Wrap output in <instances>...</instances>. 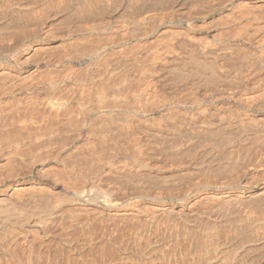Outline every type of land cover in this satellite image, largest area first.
<instances>
[{
	"label": "bare ground",
	"instance_id": "obj_1",
	"mask_svg": "<svg viewBox=\"0 0 264 264\" xmlns=\"http://www.w3.org/2000/svg\"><path fill=\"white\" fill-rule=\"evenodd\" d=\"M162 1H164V0H162ZM131 2H133V1L131 0ZM225 2H227V1H224V3ZM263 2H264V0H252V2L250 4H248V5H244L243 4V6H242V5H240L241 3L239 4V1L238 0L233 1V6L229 10H226L225 9L226 10L225 11L226 13H224V15H223L224 18H222L224 20H222V22L220 21V23L216 24L218 26V27L216 26V28H219V31H217V32H221L220 29H223V30L224 29H226V30L228 29L229 30L230 28H236L237 30L236 29L235 30L237 32L239 30V28H242L241 25H243V24L245 25L246 24L245 26H248V27L247 28L245 27V29H246L245 32L243 31V33L241 35H236V34H240V31H238L239 33H236L235 35L237 37H240L241 36L243 38V40H250V41H252V44L254 46H260V45L262 46L264 44V35L261 34V33L264 31V29L262 28L261 25H264V17L259 14V12H260V9L259 8L264 7L262 5V4H264ZM111 4H114V3H111ZM160 4H161V2H160ZM154 5H156V4H154ZM157 6H159V5H156V7ZM217 7L218 8L219 7L221 8L222 6H217ZM129 8H131V7H129ZM151 8L153 9L155 7H152L151 6ZM214 8H216V6ZM55 9H56V7H55ZM152 9H146V11H144V12L142 11V14L140 13V16L138 14V17L139 18L137 17L136 20H134L133 22L131 21L132 23H127V24H125L124 21L122 23L120 22L121 25H117V23L116 24L114 23L115 25H110L109 23L107 24V23L104 22L106 24V25L104 24V26H102L103 24H101V26L96 27L95 25L90 24V26H88V25L87 26H84V27H81L80 26L79 28H71V29L70 28L68 29V25H67V29L68 30L66 29L67 31H65L63 35H59V37H57L58 35L56 37L52 36L50 34L51 32L49 33L48 32L49 30H47V28H45V26H47V25L49 26L50 24L55 25V23L57 21V19H56L57 17L56 18H54V17L53 18L52 17L51 18H48L46 16L48 19H44L42 23L39 22V23H41L40 25L39 24L36 25V26L34 25L37 29H38V26H39V28L41 30H44V28L46 29L45 31H43V34H44L43 37H45V38H43L44 39L43 42H40L39 43V42L33 40V41L29 42L28 44H22L21 46H19L17 48L14 47L15 49L12 50V52H11V49H9V48H8V50H10V51H4V50H2L1 53H0V106L3 105L4 107L6 106V108H4V110H1L0 109V122L1 123L3 122V125L2 124L0 125V129L5 130V129L9 128L11 130L12 129H14L16 131L19 130V133H20V131L21 132L22 131H27L28 132L30 130V129L28 130V128H30V126H32L33 128H35L33 132H35V130L38 131V134L40 135V137L43 138V137H45L44 136V134H45L44 132H47L45 127H46L47 122H48V119L50 117H52V118H50V120L53 119L55 121H58L60 119H63L61 116H63V114H65V109H64V103H65L64 100L65 99L63 100L64 102L63 101H60V99L58 101V99H56L57 98V95H55L56 98H50V96L48 95V92H51L49 90H54L55 91V89H58L59 88V86H60L59 83L61 84V82H59L58 80L49 82L48 81L49 78H48V80L46 78V74L48 73L47 72L48 71L47 68H49V66L52 64L53 61L51 62V60L49 61L48 59L45 58L46 57L45 56L46 55V52L45 51L47 50V47H45L47 45L45 41L54 42L58 38L59 39H62L64 37L66 38V36H68V38H69V35H72V36L73 35H77V36H79V38L81 37L82 38V42L84 41L83 40V36L95 35V37L96 36L97 37L99 36L101 38V40L99 39L101 42L98 40V42H100V43H97L96 44V42H95L94 43L95 44L94 46L90 45L91 47H88L86 49H83V50L80 49V51H78L77 49L75 50V48H74L73 50H75L76 52L74 51V53H71V54H69L70 52L67 53L68 51H66V54H65L66 55L65 56L66 59L68 58L70 60H73V62H75V61L82 62V64L84 63L86 66H89V67H91L92 65H94V66L97 67L99 65V63L102 62V64L100 65V68H99L100 70L99 71L100 72H101V70L103 72L105 71L103 74L100 73L99 75H97V77H90V78H88L86 80H77V81H75V79H74L75 84H78V85H81V86H85L86 85V86L91 87V88L95 87V89L97 87V88H100L102 91H103V89L105 91H108V90L105 89V88H107V89H109V93H111L110 92L111 90H112V93H113V91H117V90L119 92L121 86H124L125 85L126 87H128L134 81H136L137 84H141V86L144 85L145 86L144 89H141L140 93L138 91L137 92H138V94H140V96L142 98H144L145 100H147V103H145L144 105L143 104H140L141 107L137 111V117H134V118L136 119V123L139 124L138 126L147 127L149 125V123H151L153 121H154V123L155 122H158L156 124H158V125L160 124L161 126L158 127L157 129L153 130L154 133L158 134L157 137L162 136L164 138H173L174 139V138H176L177 136H179L181 134L182 130L184 128H186V126H190V125H193V127L190 126L192 129H194L196 126H198V127H196L197 129L198 128H201V129H203V131H205L204 133L207 134L211 129H213V130L215 129L216 130V127H223V128L228 129L226 127L228 124H230V125L234 124L235 125V123H236V125H237V122H236L237 120L236 119L240 120L241 122H243V121L245 122L246 120H248L247 119L248 116L246 117L244 115L245 113H243V115L242 114L241 115L238 114L239 111L242 108L245 109V110L247 108H250V110H253L252 108H255L257 105H259L258 104L259 103L258 101L260 99L261 100L264 99V93H261L262 95H259L260 93L257 94V92L254 89L251 88V85L252 84L250 85V89H247V87H249L248 84H246L247 87H244L246 85H243L244 88L241 87L242 89H247L249 91V92L247 91V93H244V91L246 92V90H244L243 93H240L235 88V87H237V84L236 85L233 84L235 87L233 85H231V87H227L229 84L226 82L228 85L226 83H225V85L222 84V83H219V84L213 85L212 87H210L208 89H204L203 88L204 90H201V92L198 93V91H197L198 96H197V94L196 95L192 94L188 90H186V91H188L189 93L183 94L181 96H177V94L175 96V94H173V93H172L173 95H171L170 94L171 90H169L170 92H168V93H167L168 90L167 91L165 90L166 93L168 94V96H165V95L162 96L164 94V90L161 91L163 94L161 93L162 95H160V92L158 90V81H161V79H166V78H168L170 76L171 77L174 76L175 78H178V79L179 78H182V77H185V76H187L189 74L188 72H190L191 70H193V65L194 66H201V65H203V66H201V71L198 70V73L201 74V75H206L207 72H208V74L210 76H212V77L213 76H216V77H221L222 76L223 77V74L226 72V70L223 71L224 68L221 69L222 67L220 68V66L218 68L216 66V64H215L216 56L219 57V56H221V53H223L222 52V49L219 48L218 46H217L218 48L214 47L213 49H210V48L209 49H207V48L205 49L204 47L201 46L202 47L201 49L198 48L199 49V53H200L199 54V53L196 52L198 50H196L195 48L196 47H199L198 44L200 43L201 40L199 41V43H196L195 42L196 41L195 38H193V40H192V37H190L188 35L187 41L186 40L184 41L185 44L188 47H195L194 49L196 51H194V49H192L193 52H196V55H199V56L201 55V56H204V57L203 58H200L199 56H196V57H193V55L190 56V53L191 52L189 50H186L185 52H182L181 51V53H177L178 50L176 51V49H174V47H175L174 44L176 43V40L178 38H176V40H175L174 38L177 37V36H175V33L176 32L174 34H172L171 32H173L172 31L173 28L175 29L177 27H174V26H162V23L164 21H166V20L169 21V22H171V20L173 18L175 19V17L178 16V14H179V16H181L180 14L181 13L183 14V12L185 11V10L182 11V6L181 7L180 6H175V7H172L171 6V7H168V8H165V6H164V9H161V8L157 7V9H158L157 11H154V9L152 11ZM219 9H218V11H219ZM236 9H238L239 11L237 10L238 13L235 14L234 11ZM257 9H259L258 10V13L256 11ZM48 10L50 12V9H48ZM126 10H127V8H126ZM135 10H136V8H135ZM62 12H64V11H62ZM72 12L74 14V10ZM134 12H136V11H134ZM4 13L5 12H3V14ZM115 13H116V10H115ZM124 13H126V12H124ZM0 14H2V13H0ZM117 15H119V14H117ZM42 17H44V16H42ZM78 17H80V16H78ZM133 17H135V15ZM67 18H69V17H67ZM0 19H1V17H0ZM120 19H118V20L120 21ZM9 21H11V20H9ZM96 21L98 22V20H96ZM103 21H105V20H103ZM21 22H22V20H21ZM126 22H127V19H126ZM30 23H32V21ZM0 24L2 26V22H0ZM18 24H20V22ZM64 25H66V24H64ZM188 26H189L188 28L182 30V32H183L184 35L181 36V34H182L181 33L180 34L181 38L184 36V39H185V37L187 36L188 33H194L197 30V27H198V26L195 25V23L194 24H191V25H188ZM259 26H261V27L258 28ZM62 27H63V25H62ZM255 28H258V29H255ZM261 28H262L263 31L260 30V31H262L260 33L261 34L260 35V34L257 33V31L259 32V29H261ZM20 29H21V27H20ZM20 29L18 28L17 30L20 31ZM25 29H24V31H25ZM34 29H32V30H34ZM223 30H222V32H223ZM226 30L224 32H226ZM184 31L187 34L184 33ZM206 31H209V30H206ZM232 31L230 30V32H232ZM254 31H256V33ZM233 32L235 33V31H233ZM233 32L231 34H234ZM12 33H15V32H12ZM221 33H218V34L220 35ZM223 33L221 34L222 36H223ZM3 34H5V33H3ZM18 34H21V32L18 33ZM25 34H27V33L25 32ZM32 34H31V36H32ZM176 34L179 35L178 32ZM110 35L111 36L112 35L113 36L114 35H118L119 37L120 36H122V37L119 38L118 36H116V37L119 38L118 40H116V41L111 40L110 42H108L107 39L109 37H111ZM106 36H109V37L107 38ZM172 36H175V37L172 38ZM222 36H221V38H222ZM234 36H232L233 39L235 38ZM17 37H18V35H17ZM92 37H94V36H92ZM127 37L128 38L138 39V41L136 40L137 41L136 46L140 44V42H139L140 40L141 41H146L149 38H152V40H155V44H153L152 47H150L149 49L147 48V51H146V48H143L144 46H142V51L144 50L146 52H144V51L142 52L141 50L139 51L137 49V50H135V52H137V51H139V52H137V53H134L133 52L132 54L130 52V54H128L127 53V48L129 47V45L125 43V41H126L125 39H127ZM168 37H170V39H168ZM212 37H215V35L212 36ZM216 37H218V36H216ZM2 38H4V37H2ZM104 38H105V40H104L105 42H102V39H104ZM114 38H115V36H114ZM0 39H1V37H0ZM223 39H225L224 36H223ZM226 39H229V37L226 38ZM233 39H231V40H233ZM7 40H8V38H7ZM23 40H24V38H23ZM77 40H78V38H77ZM106 40H107V42H106ZM197 40H199V39H197ZM203 40L204 39H202V42H203ZM80 41H81V39H80ZM89 41H91V40H89ZM93 41H95V39ZM72 42H73V40H72ZM182 42L179 43V45L182 44ZM184 42H183V44H184ZM1 43H4V42H1ZM145 43L142 42V44H145ZM6 44H7V42H6ZM64 44L67 45L65 42H64ZM15 45H16V43H15ZM62 45H63V43H62ZM5 46H7V45H5ZM132 46H134V45H132ZM65 48H66V46H65ZM52 49H53V47H52ZM59 49H60V47H59ZM61 49H62V52H63L64 47L63 48L61 47ZM54 50H56V49L54 48ZM227 50H229V49H227ZM64 52H65V50H64ZM193 52H192V54H193ZM48 53H50V52H48ZM58 54L56 53V55H58ZM60 55H58L57 57H59ZM259 55H257V56L259 57ZM257 56H256V59H257ZM47 57L50 58L49 54H48ZM60 57H59L58 61L53 57L54 58V62L56 60V64L54 65L56 69L58 67L60 68V66H62L61 65L62 64V61H63L62 58L64 56H62V58H60ZM212 57L215 58L214 59L215 61H213V62H212V60H213ZM253 57H255V56L253 55ZM201 59H203V60H201ZM249 62L250 61H248V63ZM260 62H261V60H260ZM261 64H263V62ZM54 66H53V69H54ZM260 66H261V69H262L263 66L262 65H260ZM203 67H205L206 70H205V68L203 69ZM236 68L238 69V67H236ZM232 69H234V68H232ZM237 69H236V71H237ZM58 70H61V69H58ZM58 70H55V71H58ZM70 71H72V70H70ZM77 73H75V74H77ZM131 73H133L134 75H136L137 78H134V76L133 77L130 76ZM234 73H235L234 75H236V72L235 71H234ZM62 74L64 75V73H62ZM93 74H94V72H93ZM252 74H254V73H251V76H252ZM58 75H60V74H58ZM226 75L228 76V73H226ZM190 76H191V74H190ZM193 76H192V78H193ZM262 76L264 77V75H262ZM131 77L134 78V79H132ZM224 77H226V76H224ZM224 77H223V79H224ZM229 77H231V76L229 75L227 80H229L230 81V84H232L231 81H233V79L231 80V78H229ZM263 77H262V80H264ZM60 78H61V76H60ZM232 78H233V76H232ZM194 79H195V77H194ZM260 79L258 78V80H260ZM188 80L189 79H187V81ZM196 80H197V77H196ZM179 82H180V84L182 83V81H179ZM197 82H195V86L197 84L196 87H198V84H199V88L201 87V89H202L203 86H201L200 83H197ZM175 83H177V82L175 81ZM243 84H245V81L243 82ZM253 84H255V82ZM135 86L138 87L139 85H135ZM171 86H174V85L171 84ZM239 87H240V85H239ZM163 88L164 87H162V89ZM168 88L170 89L172 87H168ZM168 88H166V89H168ZM58 90H56V91L58 92ZM172 90H173V88H172ZM54 91H52V93ZM98 92H100V91H98ZM134 92H136V91H134ZM82 93H83V91H82ZM130 94H131V92H130ZM60 95H62V94H60ZM96 96H95L96 99H97L96 101H97V103H100L99 105H101L102 103L104 104L108 100V99L106 100L101 95H96ZM115 96H117V92H116V95ZM120 96L123 97L124 95L120 94ZM259 96L262 97V98H260ZM64 97H66V96H64ZM95 97H93V99ZM118 97H119V95L117 96V98L115 97V99H114L115 101L117 100L118 103H116L113 99H110L111 105L114 104L113 103V101H114L115 102L114 105H116V106L118 105V107L119 106L121 107V105H122V104H120L121 101L119 103V100L121 98L119 97L120 99H118ZM124 97H123V99H125ZM131 97H132V95H131ZM111 98H113V97H111ZM133 99L131 101L132 103L135 101L136 98L134 100ZM92 100L90 102L93 103ZM129 100H131L130 99V96H129ZM66 101L68 102V100H66ZM87 101H88V99H87ZM136 101H137V99H136ZM140 101L137 102V106L139 105V102ZM220 101H225L229 106L230 105H232V106L234 105V107H239L240 109L236 113V115L233 112L234 109H232V111L228 110V108H230V107H227L226 109H221V106L220 107L218 106L219 108L214 109V107L212 106V104L213 103H216V102H220ZM125 102L126 101L124 100L123 103H125ZM209 102H211V104H208ZM80 103H81V101H80ZM126 104L128 105V102ZM84 105H82V106H84ZM96 105H98V104H96ZM104 105L105 106H103V107L105 108L106 106L108 107L109 104H108V102H106V104H104ZM127 105H123V107L124 106L125 107H128ZM261 105H260V107H261ZM82 106L79 105V106H77V108L80 107V109L83 110L81 108ZM98 107H100V106H98ZM107 107H106V110H107ZM112 107H113V105H112ZM112 107H110V105H109L108 108L110 109ZM87 108H84V109H87ZM91 108L93 109L91 111H94V116H93L94 118H92V119H94L96 121L98 120L99 123L101 122L100 125H101L102 130H100L99 132L97 131V133H95L94 136H92V135L86 136L85 139L82 141V144L83 145H85L87 147V145H91L93 143H96V141H97V143H100L101 145L102 144L104 145V144H107V142L113 141V143L111 142L113 145L112 144H110V145H112L114 147V150L112 149L113 147H111L110 151L113 150L115 152V149L125 148L127 150V149L131 148V149H135L137 151V153H141V151H142L141 149H143V148L140 149V147H141V145L143 146V144H142L143 142L141 141L143 138L141 139L140 137L143 136L142 134H143L144 131H141V132L138 131L140 128L139 127L138 128L136 127L137 124L135 125V127L138 130L137 129L136 130L134 129V131H133V128H134L133 126L134 125L132 124L133 122L131 123V120H130L133 116H131L130 114H124L123 116L121 115L118 118H115L114 117L115 115L113 116L111 114V112H105L103 114H99L96 110H100V108L97 109V106L96 107H89V109H88L89 111L86 110V112H89V114H90V112H91L90 109ZM94 108H96V109H94ZM2 109H3V107H2ZM109 109H108V111H109ZM236 110H238V108ZM236 110H235V112H236ZM214 111L216 112V114H214L215 113ZM101 113H102V110H101ZM122 113H125V112H122ZM240 113H242V112H240ZM76 114H74V116ZM66 115H67V117H65L66 118L65 124L63 122H62V124L55 123L56 124L55 125L56 127L57 126H58V128L59 127H63V129H64V127L66 126L65 128H67V125L70 123V120H72V119H71V114L70 113H68ZM76 116H78V115H76ZM148 116H150V118H148ZM72 118H74V117H72ZM92 119L90 118L88 121H90ZM4 120H6L8 123L7 124H4ZM50 120H49V122H50ZM132 120H134V119H132ZM156 120L162 121V124L159 123V121H156ZM61 121H60V123H61ZM106 121L109 122V124L107 123L108 124L107 129H106V125H104L105 127L102 126L103 125L102 123L103 122H106ZM259 121L262 123L261 120H259ZM79 122H80L81 125H83L85 123V118L82 119ZM248 123H250V127L253 124V122H251V121L248 122ZM248 123L246 122L245 126H249ZM263 123H264V121H263ZM50 124H51V122H50ZM254 124H256V122ZM254 124H253L252 128H255ZM153 125L151 123L150 126H153ZM158 125H156V126H158ZM236 125L235 126L232 125L233 127L232 128L230 127V128L233 130V128L236 127ZM258 125H260V124H257L256 126L258 127ZM51 126H52V124H51ZM51 126L49 125V127H51ZM156 126H153V127L156 128ZM245 126L243 128H245ZM153 127H150V129L153 128ZM213 127H215V128H213ZM250 127L248 129L246 127V131H248L250 129ZM257 127H256V129H257ZM262 127H264V126L261 124V127H260L261 130H263ZM44 128H45V130H44ZM92 128L95 129L96 127L94 126ZM196 128L194 130H197ZM53 129H54V127H53ZM147 129H148V127H147ZM147 129H144V130H147ZM217 129H219V128H217ZM238 129H240V131H242L241 130V127L239 128L237 126V130ZM14 130H12V131H14ZM50 130H52V129H50ZM96 130L97 129H95V131ZM215 130H214V132L211 130L212 132L210 131V133H208V135L211 134V133L214 134V133H217L218 131H222V129L221 130L219 129L218 131L216 130L217 132ZM253 130H255V129H253ZM253 130L251 129V131H253ZM30 131H32V129ZM64 131H66V130H64ZM67 131H68V129H67ZM136 131H138L140 133H137ZM233 131H235V128H234ZM246 131H245V135L247 134ZM256 131L257 130H255V132ZM51 132L53 133V131H51ZM153 132L151 133V135H150V132L148 134L145 132V135L146 136L147 135H150L152 138L150 136H149V138L152 139V140H154L153 138L156 139L157 137H156L155 134H153ZM223 132L224 131H222V133ZM227 132L228 131H226V133ZM230 132H231V130H230ZM255 132L253 131L254 134H255ZM260 132L259 131L256 132L255 135L258 136L257 133L260 134ZM262 132H264V131H262ZM30 133H32V132H30ZM69 133L71 134L72 132H69ZM73 133H74V131H73ZM200 133H202V131ZM219 133H221V132H219ZM233 133H231V135ZM241 133H243V132H241ZM241 133H238V134H241ZM38 134L36 135V132L34 134L35 137L37 136L36 139L35 138L34 139L35 140H38V142H37V144H38L37 147L38 148L35 147L37 150L35 152H31L29 156L27 154H25L26 156L29 157L28 158V161H26V162L27 163H30V165L36 164V167L35 168L32 167V166L28 167L29 166V164H28L27 167H24L25 170L24 169H21V167L19 168L21 170H16L17 168L15 169V166H12V165H15V164H13V162H15L14 160L16 158L17 159L20 158V156L22 155V153L20 151H18V150L19 149L21 150V147L24 146V140L23 139H22V141H21L20 138H18L16 140H12V141L9 140L10 142L8 141L9 144L7 143L8 144L7 150L4 149L6 151V154L5 155L4 154H0V264H33V263L35 264L36 262L34 261L32 263L31 262L32 261L31 260L32 258L31 257H30L31 259L29 258V256H30L29 252H30V250L32 248V247L29 248L30 242L31 241H36V243L39 244L40 246L43 245V243H45V240H46V228L49 226L48 225L49 222H51L52 219L57 218V217L60 216L59 215L60 214V212H59L60 210L58 209L59 206L56 205L54 207L53 206L54 203L52 205V207H54V211L51 214H45V211L43 210V207H47V206H43L42 207L41 203L43 204V202H40L41 200L39 201V199H42L43 198L44 192L47 189L46 183L43 182L44 180L34 181V179L33 180L28 179V176L30 174H32V170L33 169H37L36 170V172H37L36 174H38L39 178L40 177L44 178L45 173H47L46 172L47 169L46 170L44 169L45 168V164L47 162L46 159H45V156H44V152L46 151L45 149H47L46 146H45V142L46 141L44 140L46 137L44 139H40V137H38ZM61 134L64 135L63 132ZM238 134L236 133V136ZM6 135L8 136V134H6ZM19 135H21V134H19ZM30 135L28 133V137H27V140H26L27 144H30L31 143V140H34V139L31 138ZM48 135H46V136H48ZM154 135H155V137H154ZM198 135H200V134H198ZM226 135H228V133ZM231 135L229 134V137ZM262 135L260 134L259 136H261L262 140H264L263 139L264 137H262ZM65 136H67V135H65ZM135 136H136V139H137L136 140V143H134L135 141L133 142V140H132V142L134 143V145H128L129 147L125 146V144H122V142L120 143V141H118V139H120V138L128 137L127 140L129 142H131V140H129V138L130 137L133 138ZM203 136H202V138H203ZM209 136H207V138L211 139L210 138L211 136L210 137ZM249 136H250V134H249ZM12 137H14L13 134H12ZM20 137L22 138L23 136H20ZM51 137H52V135H51ZM68 137H69V135L67 136V138ZM196 137H197V135H196ZM214 137H216V136H214ZM214 137H213V139H214ZM220 137H221V134H220ZM220 137L217 138V139H220ZM237 137H239V135ZM253 137H254V135H253ZM24 138H26V136H24ZM65 138L66 137H64V139ZM76 138H77V136H76ZM149 138L147 140L150 141ZM240 138H241V136L238 139L237 138L236 139L239 140ZM245 138H246V136L244 137V139ZM248 138H250V137H248ZM261 138H260V140H261ZM10 139H11V137H10ZM70 139H71V135H70ZM232 139L234 141L235 140V136L232 137ZM127 140H126V143L128 142ZM134 140H135V138H134ZM147 140H146V142H148ZM192 140H191V143H192ZM229 140H230V138H229ZM248 140H251V139H248ZM256 140H258V139L256 138ZM1 141H3V140L1 139ZM4 141L7 142V140H4ZM48 141H49V138H48ZM139 141L141 142V144L139 143ZM159 141H160V139H159ZM245 141H247V139H245ZM220 142H222V141L220 140ZM225 142L227 144V140ZM235 142H237V141L235 140ZM257 142L258 141H256V144L257 145H258V143L261 144V142H258V143ZM97 143L95 144V146L99 147L100 144H97ZM200 143H201V139H200ZM206 143H205V145H206ZM216 143H217V140H216ZM230 143H231V140H230ZM239 143L241 145V141H239L238 144ZM47 144H49V143H47ZM144 144L146 145V143H144ZM148 144H149V142H148ZM153 144H155V143L153 142ZM164 144L165 143H163V145H161V146L164 147ZM197 144H198V142H197ZM108 145H109V143H108ZM205 145H204V147H205ZM263 145H264V143H263ZM263 145L261 147L262 150H263V152L261 150V153H264V146ZM47 146H49V145H47ZM85 146H83V148ZM165 146L166 147H170V146H167L166 144H165ZM201 146L199 148H201ZM253 146L256 148V146L254 144L252 145V147ZM258 146H260V145H258ZM107 147L110 148V146H107L106 145V149H108V151H109V148H107ZM163 147H160V149L161 150H164ZM166 147H165V150L164 151H167L166 150ZM213 147H214V145H213ZM245 147L247 148L248 146L245 144ZM245 147H243V148H245ZM1 148L3 149V147H1ZM172 148H173V146H172ZM199 148H197V149H199ZM225 148H226V146H225ZM249 148H251V146H249ZM51 149H52V147H51ZM139 149H140V152H138ZM160 149H159V151H160ZM169 149H170V151L173 150L171 148H169ZM181 149H180V151H181ZM218 149H221V148H218ZM218 149H217V151H218ZM228 149H227V151H228ZM24 150H26V149H24ZM56 150H57V147H56ZM135 150H134V154H137V153H135ZM206 150H208V149L206 148ZM229 150H231V148ZM245 150H247V152H249L248 149H245ZM255 150H258V152L260 151V149H255ZM75 151H77V149ZM103 151H104L103 148L97 150L95 147H94V150L93 151H91V152L88 151V154H89V152H90V154H89V156L86 155V157H88L87 159H89V158H91V159H90V162H89L90 164L87 163L88 167L86 165H84L86 168L82 167V165H79L80 163L78 164L79 166L74 165L73 167L68 168V166L66 167V165L64 164V160H62V159H61V162H60L61 164L60 165L63 167V170L65 172H67L70 175L76 177L77 180H79V178H80L79 183L81 182L80 183L81 184V187H82V185L85 182H87V183L89 182L88 184H89V186H91L92 184H95V183L97 184V182L101 178L100 177L101 174L103 175V169L106 168V167H108V172H110L109 169L111 168V170L113 171V173H119V174H121V172H123V170H124V165L123 164H121V165H115L113 163L114 160L112 161V159L107 160V162H105L104 160H103V162H101L102 159H103V157L100 158L101 159V161H100L99 160L100 155H98V154H100L101 152H102L101 154L105 153ZM128 151H127V153H128ZM143 151H145V150L143 149ZM18 152H20L21 154L19 153L20 155H18ZM22 152H24V151L22 150ZM116 152H118V151H116ZM121 152H124V151H121ZM182 152H184V151H182ZM240 152H243V150L240 151ZM54 153L56 154V152H54ZM68 153H70V152H68ZM130 153L132 154V151ZM145 153H146V151H145ZM175 153L176 154L177 153L180 154L179 151L178 152L175 151ZM199 153H200V151H199ZM228 153H233V151L232 152H228ZM134 154H132V156ZM23 155H22V158H25V156L23 157ZM50 155H51V153H50ZM143 155H144V153H143ZM186 155H187V153H186ZM97 156H99V157H97ZM117 156L119 157V155H117ZM132 156L131 157L129 156V157L132 158ZM140 156H139V158H140ZM173 156H174V154H173ZM74 157H75V155H74ZM76 157H77V155H76ZM105 157H106V155H105ZM259 157H260V155H259ZM139 158L136 155V156L133 157L132 160L134 162H137L140 165H143L142 167H147L148 161L147 160L143 161V159L141 160ZM141 158H143V157H141ZM158 158H160V156ZM180 158L181 157H178L177 160L181 161ZM163 159H164V157H163ZM242 160H243V157H242ZM92 161L95 163L94 166H92V164H93ZM165 161H166V159H165ZM183 161H186V160L183 159ZM254 161H255V159H254ZM20 162L22 163V161H20ZM26 162L24 161V163H26ZM77 162H79V161H77ZM159 162H160V159H159ZM168 162H170V161H168ZM252 162L253 161L251 160V163ZM247 163H245V164H247ZM162 164H165V163H163V161H161V164L160 165H162ZM260 164H261V162H260ZM256 165H255V163L253 165H251L252 168L251 167L248 168L246 166L244 169H242V171L240 170L241 172H238V173L236 172L237 171L236 170L237 167H236L235 174L237 173L236 174L237 175V179H238L237 181H233L234 177H232V179L229 178V181H227V182H226V179H225L224 183L222 181L223 179H221L222 182L219 179H216V182H210L211 181L210 179H208V180H210V181H208V180H205L206 178L205 179L203 178L204 179L203 182H202V179L199 180V181H201V184H197L196 185V183L194 182L195 185L194 184L192 185V183H191V185H187V187L184 186L185 188L184 189L182 188V191H180L181 189H179V191H176L175 192V190H178L175 187H174L175 190L173 192L169 189L170 191H167V194L168 195H166V196H170L171 195V196H173V198L176 197V198H178V201L179 202L177 204H168V203H158V202H156V203L153 204V212H152V214L149 213V215L139 214V211L136 208L137 203H135V202H133L131 204L128 203V205H125V206H123L120 209L118 208L116 210H113L111 215H115V217L116 216L117 217L127 216L129 218L131 217V218H133L135 220V222L138 221V222L141 223V225H143L139 229H137V227H136L137 230H135L134 232H131V233L129 232L130 233V240L129 241L132 242L133 247L131 246V248H133V249L128 248V247L115 248V249H117V252L116 253L120 256V257H118V259L121 258L120 260L122 261L123 264H264V215L263 214L262 215H255L253 213L255 211V209L256 210H260L262 208L261 207V204L264 201V177H261L260 178V177L257 176V178L255 179L257 181L253 182L254 180H252L253 183L250 180H248V178L253 174L252 172H253V170H255ZM261 165H262V167H264L263 164H261ZM24 166H26V165L24 164ZM162 166H164V165H162ZM179 167H181V166H179ZM192 167L194 168V166H192ZM242 167L243 166H241V168ZM258 167H259V165L257 166V169H258ZM170 168H171V166H170ZM136 169H138V168H136ZM209 169L211 171V168H209ZM212 169H214V168H212ZM63 170L61 169V171H63ZM158 170H165V169L163 167H161V166L159 167V164H158ZM223 170L224 169H222L221 171H223ZM215 171L216 170H214L213 173H215ZM219 171H217V172H219ZM238 174H240V175L238 176ZM148 175H147V177H148ZM236 175H235V177H236ZM106 176H107V174H106ZM212 176H215V175H212ZM225 176H223V177H225ZM210 177H211V175H210ZM42 178H40V179H42ZM65 178H66V176H65ZM150 178H151V176H150ZM215 178H216V176H215ZM226 178H227V176H226ZM251 178L254 179L255 177H252L251 176L250 179ZM65 180L63 179V181H65ZM81 180L84 181L83 184H82V181ZM117 180H118V178H117ZM191 180L193 181V179H191ZM218 180H219L220 183L217 182ZM235 180H236V178H235ZM247 180L249 181L248 182V185L250 183H252V185L250 184L252 187H250V188H241V189L233 190L232 187H233V185L235 183L237 185L238 184H240V185L243 184L245 186V184H247L246 183ZM128 181L130 182V180H128ZM163 181H164V179H163ZM179 181H180V179H179ZM213 181H215V180H213ZM230 181H233V182L229 183ZM174 182H173V184H174ZM56 183H58V182H56ZM61 183H63V182H61ZM61 183H60V185H61ZM70 183H74V182H70ZM198 185H199V187H200V185H202L205 188L202 189V190L196 189V187ZM78 186L80 187V185H78ZM92 186H94V185H92ZM101 187H103V185ZM208 187H212L214 189L213 192H210V194L212 195V197H211V203H212L211 207L207 208L206 210H204L202 208V210H204V211L201 210L202 212L201 211L200 212H197L196 209H195V211L188 210V208H186V202L190 198H194V199L197 198L198 200H203V199L206 200V199H208L207 198L208 191L206 190V188H208ZM68 188H70V187H68ZM124 188H123V190H124ZM96 189L97 188H95L94 191ZM149 189L152 190L151 188H149ZM70 190L73 191V194L78 197V196H81L82 195V193L84 191V188L82 190V188H72L71 187ZM150 190H148V192H146V191L143 190L144 192H138V194L139 195L146 196V198H148V199L149 198H157L158 195H160V192L161 191H159L158 193L153 191V192H150V193H152V194H150L149 193ZM100 191L101 190H97V193H95V194L97 195L98 192L101 193ZM57 195H59V194H57ZM60 195H62V194H60ZM134 195L132 194V196H134ZM163 195H165V194H162V196ZM64 196L65 195H63V197ZM137 197H139V196H137ZM159 197H161V196H159ZM56 198H58V197L56 196ZM53 200H54V198H53ZM109 200H110V198H109ZM74 201H72V202H74ZM118 201H115V202H118ZM45 202L47 203L46 199H45ZM64 202H66V201H64ZM110 202L107 203V204H110ZM203 202H205V201H203ZM206 202H208V201L206 200ZM63 204H65V203H63ZM51 208H49V209H51ZM150 208H151V206H150ZM140 209H141V207H140ZM73 210H75V209L73 208ZM71 215H73V214H71ZM158 217H162L163 218L162 221H158ZM116 219H118V218H116ZM138 225H139V223H138ZM123 234H125V233H123ZM113 238H114V236H113ZM126 242H128V241H126ZM130 242H128V243H130ZM106 243H107V241H106ZM115 245H114V247H115ZM119 245H121V244H118L117 247H119ZM122 245H123V243H122ZM126 245L124 244V246H126ZM130 245H131V243H130ZM130 245H129V247H130ZM91 246H92V244H91ZM95 246L97 247L98 245H95ZM100 247H101V245H100ZM100 247L98 246V248H100ZM98 248H96V249L98 250ZM100 250H102V249H100ZM80 251H81V249H80ZM80 251H79V253L85 257V254L82 251L81 252ZM89 251H91V250H89ZM93 251H91L90 253H92ZM96 251H94L95 252L94 255L96 254ZM31 253H32V251H31ZM40 253H41V251H40ZM100 253H101V251H100ZM98 254H99V251H98ZM96 256H98V255H96ZM77 258H80V257H77ZM34 260H37V259H34ZM84 262H85V260H83V257L80 258L79 264H84ZM120 262L118 261L117 263H120ZM41 264H44V263H41ZM107 264H108V262H107Z\"/></svg>",
	"mask_w": 264,
	"mask_h": 264
},
{
	"label": "rangeland",
	"instance_id": "obj_2",
	"mask_svg": "<svg viewBox=\"0 0 264 264\" xmlns=\"http://www.w3.org/2000/svg\"><path fill=\"white\" fill-rule=\"evenodd\" d=\"M128 3H126V2ZM133 2H131V0L129 1V0H0V13H2V14H0V17H1V19H0V22H2V26H1V24H0V27L2 28H0L1 30H0V37H1V41H0V53H1V51L2 50H4V51H10V50H8V48L9 49H11V52H12V50H14L15 48H17V47H19V46H21L22 44H28L29 42H31V41H37V42H43L44 41V39L43 38H45V37H43L44 36V34H43V31H45L46 29L45 28H47V30H49L48 32L52 35V36H54V37H56L57 35V37H59V35H63L64 34V32L65 31H67L69 28L71 29V28H79L80 26L81 27H84V26H90V24H92V25H95L96 27H98V26H101V24H103L102 26H104V24L105 23H109L110 25H115L116 23H117V25H121L120 24V22L122 23L123 21H124V23L125 24H127V23H132L134 20H136L137 19V17H138V14H139V16H140V13L142 14V11L144 12V11H146V9H152L151 8V6L152 7H155V8H153L154 9V11H157L158 9H157V7H159V8H161V9H164V6H165V8H168V7H175V6H182V11H184L183 12V14L181 13L180 15L181 16H179V14H178V16H176L175 17V19L173 18L172 20H171V22H169V21H164L163 23H162V26H174V27H177V28H173L172 29V31L173 32H171L172 34H174L175 32L177 33H179V35L178 34H176L175 33V36H177V37H175V36H172V38L173 37H175L174 39L176 40V38H178L177 40H176V43L174 44V49H176V51L178 50V52L177 53H181V51L182 52H185L186 50H189L191 53H190V56H192L193 55V57H196V56H199V55H196V52L197 53H199V49L198 48H202V47H204L205 49L207 48V49H213L214 47H216V48H221L222 49V52L223 53H221V56H216V61L214 60L215 58L214 57H212V62L213 61H215V64H216V66L219 68V66H220V68L221 69H223V71L224 70H226V72L223 74V77L224 76H226V77H224V79H223V77L221 78V77H216V76H210L209 74H208V72H207V74L206 75H201V74H199L198 73V70H200L201 71V66H203V65H201V66H194L193 65V70H191L190 72H188L189 74L187 75V76H185V77H182V78H175L174 76H170V77H168V78H166V79H161V81H158V90H159V92H160V95H162L163 93L161 92V91H163L164 90V94L162 95V96H168V92H170L169 90H171V92H170V94L171 95H173V94H175V96H176V94H177V96H181V95H183V94H186V93H189V92H191L192 94H194V95H196L197 94V96H198V93L199 92H201V90H204V89H208V88H210V87H212L213 85H216V84H219V83H222V84H224L225 85V83L228 85L227 87H231V85H236L237 84V87H235L234 85V87L240 92V93H243V91L244 90H246V92L244 91V93H247V89H250V85H251V88L252 89H254L256 92H257V94H259V95H262L261 93H264V80H262V75H264L263 73H264V44L261 46H254L253 44H252V41H250V40H243V38L240 36V37H237L236 35H241L242 33H243V31L245 32V27L247 28L248 26H245L244 24V26L243 25H241L242 26V28H239V30L238 31H240V34H236V33H239L238 31L236 32V28H230L229 30L227 29H220V31L222 32V30H223V32L226 30V32H222L223 33V36H224V38L226 39V38H228L229 37V39H223V36L221 35L222 33L221 32H217V31H219V28H216V24H218V23H220V21L222 22V20H224V19H222V18H224L223 17V15H224V13H226L225 11L226 10H229L232 6H233V1H236V0H224V1H227V2H225L224 3V1L223 0H164V1H162V0H132ZM137 1V2H136ZM147 3H146V2ZM154 1V2H153ZM161 2V4H160V2ZM239 1V4L240 5H242L243 6V4L244 5H248V4H250L251 2H252V0H238ZM123 2V3H122ZM136 2V3H135ZM144 2V3H143ZM194 2V3H193ZM111 3H114V4H111ZM134 3V4H133ZM143 3V4H142ZM156 4V5H159V6H157L156 7V5H154V4ZM264 3V2H263ZM110 4V5H109ZM139 4V5H138ZM150 4V5H149ZM195 4V5H194ZM14 5V6H13ZM22 5V6H21ZM144 5V6H143ZM263 6H264V4H262ZM51 6V7H50ZM106 6V7H105ZM133 6V7H132ZM137 6V7H136ZM147 6V7H146ZM161 6V7H160ZM216 6V8H214ZM217 6H222L220 9L217 7ZM8 7V8H7ZM49 7V8H48ZM55 7H56V9H55ZM127 8V10H126V8ZM129 7H131V8H129ZM140 7V8H139ZM195 7V8H194ZM54 8V9H53ZM74 8V9H73ZM77 10H76V9ZM99 8V9H98ZM113 8V9H112ZM115 8V9H114ZM118 8V9H117ZM124 8V9H123ZM135 8H136V10H135ZM262 8V9H261ZM261 8H259L260 9V12H259V14L260 15H262L263 17H264V7H261ZM48 9H50V12H49V10ZM69 9V10H68ZM79 9V10H78ZM85 9V10H84ZM123 9V10H122ZM131 9V10H130ZM153 9H152V11H153ZM216 9V10H215ZM218 9H219V11H218ZM226 9V10H225ZM259 9H257L256 11H257V13H258V10ZM11 10V11H10ZM52 10V11H51ZM54 10V11H53ZM74 10V14H73V11ZM82 10V11H81ZM84 10V11H83ZM97 10V11H96ZM101 10V11H100ZM105 10V11H104ZM115 10H116V13H115ZM133 10V11H132ZM140 10V11H139ZM196 10V11H195ZM237 10L238 9H236L234 12H235V14L236 13H238L237 12ZM62 11H64V12H62ZM103 11V12H102ZM134 11H136V12H134ZM189 11V12H188ZM239 11V10H238ZM262 11V12H261ZM3 12H5L4 14H3ZM36 12V13H35ZM78 12V13H77ZM85 12V13H84ZM98 12V13H97ZM114 12V13H113ZM124 12H126V13H124ZM133 12V13H132ZM222 14H221V13ZM57 13V14H56ZM62 13V14H61ZM77 13V14H76ZM87 13V14H86ZM93 13V14H92ZM137 15H136V14ZM262 13V14H261ZM38 14V15H37ZM41 14V15H40ZM44 14V15H43ZM70 14V15H69ZM81 14V15H80ZM97 14V15H96ZM116 14V15H115ZM117 14H119V15H117ZM125 14V15H124ZM133 14V15H132ZM195 14V15H194ZM55 15V16H54ZM69 15V16H68ZM73 17H72V16ZM85 15V16H84ZM132 15V16H131ZM135 15V17H133ZM190 15V16H189ZM238 15V14H237ZM38 16V17H37ZM42 16H44V17H42ZM48 18H56L57 19V21H56V23H55V25H53V24H50L49 26L47 25V26H45V28H44V30H41L40 28H39V26H38V29L35 27L36 25H40L42 22H43V20L44 19H48ZM78 16H80V17H78ZM121 16V17H120ZM129 16V17H128ZM41 17V18H40ZM66 19H65V18ZM67 17H69V18H67ZM75 17V18H74ZM124 17V18H123ZM132 17V18H131ZM178 17V18H177ZM181 17V18H180ZM189 17V18H188ZM4 18V19H3ZM83 18V19H82ZM115 18V19H114ZM121 18V19H120ZM139 18V17H138ZM186 18V19H185ZM22 20V22H21V20ZM118 19H120V21L118 20ZM126 19H127V22H126ZM131 19V20H130ZM2 20V21H1ZM9 20H11V21H9ZM19 20V21H18ZM38 20V21H37ZM69 20V21H68ZM83 20V21H82ZM85 20V21H84ZM96 20H98V22L96 21ZM103 20H105V21H103ZM217 20V21H216ZM32 21V23H30ZM94 21V22H93ZM118 21V22H117ZM132 21V22H131ZM20 22V24H18ZM24 22V23H23ZM39 22H41V23H39ZM61 22V23H60ZM93 22V23H92ZM103 22V23H102ZM105 22V23H104ZM195 23V25L196 26H198L197 27V30L194 32V33H186L185 31H184V33H186L187 34V38L185 37V39H184V36L181 38V36L182 35H184L183 34V32H182V30L183 29H186V28H188L189 26L188 25H191V24H194ZM13 23V24H12ZM22 23V24H21ZM115 23V24H114ZM119 23V24H118ZM16 24V25H15ZM63 25V27H62V25ZM64 24H66V25H64ZM98 24V25H97ZM25 25V26H24ZM33 25V26H32ZM35 25V26H34ZM67 25H68V29H67ZM78 25V26H77ZM83 25V26H82ZM106 25V24H105ZM24 26V27H23ZM32 26V27H31ZM205 26V27H204ZM262 26V28L264 29V25H261ZM261 26H259L258 28H260ZM5 27V28H4ZM14 27V28H13ZM20 27H21V29H20ZM49 27V28H48ZM51 27V28H50ZM57 27V28H56ZM60 27V28H59ZM180 27V28H179ZM213 27V28H212ZM216 29H215V28ZM218 27V26H217ZM13 28V29H12ZM20 29V31L19 30H17V29ZM25 29V31H24V29ZM36 30H35V29ZM212 28V29H211ZM258 28H255V29H258ZM262 28L261 29H259V32L257 31V33L258 34H260L263 30H262ZM7 29V30H6ZM29 29V30H28ZM32 29H34V30H32ZM52 29V30H51ZM56 29V30H55ZM67 29V30H66ZM234 29V30H233ZM236 29V30H235ZM254 29V30H255ZM3 30V31H2ZM9 30V31H8ZM17 30V31H16ZM22 30V31H21ZM27 30V31H26ZM61 30V31H60ZM63 30V31H62ZM181 30V31H180ZM204 30V31H203ZM206 30H209V31H206ZM230 30L232 31H235V33L234 34H231L232 32H230ZM260 30H262V31H260ZM24 31V32H23ZM32 31V32H31ZM36 33H35V32ZM53 31V32H52ZM12 32H15V33H12ZM17 32V33H16ZM21 32V34L23 35H21V34H18V33H20ZM25 32L27 33V34H25ZM59 32V33H58ZM61 32V33H60ZM229 32V33H228ZM255 33H256V31H254ZM3 33H5V34H3ZM33 33V34H32ZM170 33V34H171ZM182 33V34H181ZM218 33H221L220 35L222 36V38H221V36L218 34ZM227 33V34H226ZM31 34H32V36H31ZM56 34V35H55ZM171 34V35H172ZM180 34H181V36H180ZM218 34V35H217ZM236 34V35H235ZM261 34H263L264 35V31L261 33ZM260 34V35H261ZM17 35H18V37H17ZM170 35V36H171ZM188 35L190 36V37H192V40H193V38H195V42L196 43H199V41H200V43L198 44L199 45V47H188L186 44H185V40L187 41V39H188ZM215 35V37H212V36H214ZM231 35V36H230ZM235 35V36H234ZM6 36V37H5ZM10 36V37H9ZM13 36V37H12ZM20 36V37H19ZM92 36H94V37H92ZM111 36V35H110ZM113 36V35H112ZM109 37V36H106L108 39V42H110L111 40H113V41H116V40H118L120 37H122V36H118V35H114L115 36V38H114V36L113 37ZM116 36H118V37H116ZM216 36H218V37H216ZM228 36V37H227ZM232 36H234L235 38L233 39V37ZM2 37H4V38H2ZM28 37V38H27ZM74 37V38H73ZM232 37V38H231ZM7 38H8V40H7ZM22 40H21V39ZM23 38H24V40H23ZM65 38V37H64ZM64 38H62V39H57L56 41H54V42H50V41H45L46 42V46L45 47H47V50L45 51L46 52V59H48L49 61L51 60V62H52V64L49 66V68H47V74H46V78H47V80H48V78H49V82H52V81H55V80H58L59 82H61V84L59 83V90L58 89H55V91L56 90H58V92L56 91H54V90H49V91H51V92H48V95L50 96V98H56L55 97V95H57V98L56 99H58V101H59V99H60V101H63L64 99V101H65V103H64V109H65V114H63V116H61L63 119H60V120H58V121H55V120H50V118H52V117H50L49 119H48V122H47V125H46V131L47 132H44L45 134H44V136L46 137H40V135L38 134V131H36L35 130V132H36V135L38 134V137H40V139H44L46 142H45V146H46V148L47 149H45L44 151V156H45V159H46V164H45V170H46V172L47 173H45V175H44V178H42V177H40V178H42V179H40L39 178V176H38V174H36L37 172H36V170L37 169H33L32 170V174H30L29 176H28V179H30V180H33L34 179V181H37V180H44L43 182H45L46 183V187H47V189H46V191L44 192V196H43V198L42 199H39V201L40 202H43V204L41 203V205H42V207L43 206H47V207H43V210L45 211V214H51L53 211H54V207L56 206V205H58L59 207H58V209L60 210L59 212H60V216L59 217H57V218H54V219H52L51 220V222H49V226L46 228V240H45V243H43V245H39V244H37L36 243V241H31L30 242V246H29V248H31V250H30V252H29V254H30V256H29V258L32 260L31 262L33 263L34 261L36 262L35 264H41V263H46V264H79V261H80V258H82L83 257V260H85V262H84V264H107V262H108V264L110 263V264H123L122 263V261L120 260V259H118V257H120L116 252H117V249H115V248H124V247H128V248H131V246L133 247V245H132V242H130L129 240H130V233L131 232H134L135 230H137V229H139V228H141L143 225H141V223L140 222H138L137 220V222H135V220L133 219V218H129V217H127V216H120V217H115V215H111L112 214V211L113 210H116V209H120V208H122L123 206H125V205H128V203L129 204H131V203H133V202H135V203H137V205H136V208L138 209V211H139V214H143V215H149V213L150 214H152V212H153V204L154 203H156V202H158V203H168V204H177L179 201H178V198H176V197H174L173 198V196H166V195H168L167 194V191H174L175 190V188L176 189H178V190H175V192L176 191H179V189H181L180 191H182V188L184 189L185 187H187V185H191V183H192V185L194 184L195 185V183H196V185L197 184H201V181H199V180H201L202 179V182H203V180L205 179V180H208V179H210V180H208V181H210V182H216V179H219L220 181H221V179H223L222 181H223V183H224V181H225V179H226V182L227 181H229V178L230 179H232V177H234V179H233V181H237L238 179H237V173L238 172H241L242 171V169H244L246 166L248 167V168H252V166L251 165H253L254 163H255V165H256V168H255V170H253V174L251 175L252 177H255L254 179H250V177L248 178V180H250L251 182H252V180H254L253 182H255V181H257V180H255L256 178H257V176L258 177H264L263 175H264V167H262V165L261 164H263V166H264V153H261V150H262V145H263V143H264V140H262V138H261V136H259L260 134L262 135V137H264V132H262V131H264V127H262L263 128V130H261V124L264 126V123H263V121H264V99L263 100H259L258 102V104L259 105H257L255 108H252L253 110H250V108H247L246 110L245 109H241L240 111H239V107H234V105L232 106V105H228L225 101H220V102H216V103H213L212 104V106L214 107V109H217V108H219L220 106H221V109H226L227 107H230V108H228V110H230V111H232V109H234L233 110V112H234V114L236 115V113L239 111V113L238 114H242L243 115V113H245L244 115L247 117V119L248 120H246L244 123L243 122H241L240 120H238V119H236L237 121V125H236V123H235V125H236V127H234L235 128V131H233L234 130V128H233V130L231 129L233 126H235L234 124H232V125H230V124H228L226 127L228 128V129H226V128H223V127H216V130L218 131L219 129L221 130L222 129V131H224L223 133H222V131H216L215 129V131L218 133H211V134H209L208 135V133H210V131L212 130L213 132H214V130L213 129H211L207 134L206 133H204L205 131H203V129H201V128H196V127H198V126H196L195 128L197 129V130H194V129H192L190 126H192L193 127V125H190V126H186V128H184L183 130H182V132H181V134L179 135V136H177L176 138H164V137H162V136H159V137H157L158 136V134H156V133H154L153 132V130H155V129H157L158 127H160L161 125L159 124H156V123H158V122H155L154 123V121L153 122H151L152 123V125L153 126H156V125H158V126H156V128L155 127H153V126H150L151 125V123H149V125L147 126L148 127V129H147V127H144V126H138L139 124H137L136 123V119L134 118V117H137V111H138V109L141 107V105L140 104H145V103H147V100H145L144 98H142L141 96H140V94H138V92L140 93V91H141V89H144V85L143 86H141V84H137L136 83V81H134V82H132V84L130 85V86H128V87H126L125 85L124 86H121L120 87V90H119V92H118V90L117 91H113V93L116 95V92H117V96L119 95V97L121 98H119L118 97V99H120L119 100V103H120V101H121V103L120 104H122L121 105V107L119 106L118 107V105L116 106V105H114L115 104V102L116 103H118L117 102V100L115 101L114 99H115V97L117 98V96H115L113 93H112V90L110 91L111 93H109V89H107V88H105L106 90H108V91H105L103 88V91L100 89V88H97L96 87V89H95V87H93V88H91V87H88V86H81V85H78V84H75V81H77V80H86V79H88V78H90V77H97V75H99L100 73L101 74H103L104 72L101 70V72L99 71L100 69V65L102 64V62L101 63H99V65L96 67V66H94V65H92L91 67H89V66H86L84 63L82 64V62H77V61H75V62H73V60H70V59H66V51H68L67 53H69V54H71V53H74V51L77 49L78 51H80V49L81 50H83V49H86V48H88V47H91L90 45H92V46H94L95 44V42H96V44L97 43H100L101 41V38L98 36H96L95 37V35H91V36H83V42H82V38L80 37L79 38V36H77V35H69V38H68V36H66V38L64 39ZM72 38V39H71ZM77 38H78V40H77ZM114 38V39H113ZM201 38V39H200ZM211 38V39H210ZM215 38V39H214ZM15 39V40H14ZM80 39H81V41H80ZM95 39V41H93ZM100 39V40H99ZM110 39V40H109ZM168 39H170V37H168ZM191 39V38H190ZM197 39H199V40H197ZM202 39H204L203 40V42H202ZM217 39V40H216ZM231 39H233V40H231ZM4 40V41H3ZM10 40V41H9ZM72 40H73V42H72ZM76 40V41H75ZM89 40H91V41H89ZM98 40L100 41V42H98ZM105 40V38L104 39H102V42H105L104 41ZM107 40H106V42H107ZM126 41H125V43L126 44H128L129 45V47L127 48V53L128 54H130V52H131V54L134 52V53H137V52H139L140 50L142 51V46H144L143 48H146V51H147V48L149 49L150 47H152V45L153 44H155V40H152V38H149L148 40H146V41H139L140 42V44L139 45H137L136 46V43H137V41H138V39H134V38H128L127 37V39H125ZM137 40V41H136ZM14 41V42H13ZM78 41V42H77ZM179 41V42H178ZM184 42V44H183V42ZM1 42H4V43H1ZM6 42H7V44H6ZM18 42V43H17ZM49 42V43H48ZM64 42L67 44V45H65L64 44ZM70 42V43H69ZM80 42V43H79ZM142 42H146L145 44H142ZM148 42V43H147ZM182 42V44H180L179 45V43H181ZM209 44H208V43ZM226 42V43H225ZM13 43V44H12ZM15 43H16V45H15ZM61 43V44H60ZM62 43H63V45H62ZM73 43V44H72ZM79 43V44H78ZM85 43V44H84ZM223 43V44H222ZM81 44V45H80ZM84 44V45H83ZM142 44V45H141ZM206 44V45H205ZM5 45H7V46H5ZM62 45V46H61ZM66 46V48H65V46ZM77 45V46H76ZM132 45H134V46H132ZM141 45V46H140ZM149 45V46H148ZM186 47H185V46ZM213 45V46H212ZM82 46V47H81ZM147 46V47H146ZM202 46V47H201ZM218 46V47H217ZM228 46V47H227ZM236 46V47H235ZM4 47V48H3ZM7 47V48H6ZM13 47V48H12ZM15 47V48H14ZM49 47V48H48ZM52 47H53V49H52ZM59 47H60V49H59ZM61 47L63 48L64 47V49H63V52H62V49H61ZM78 47V48H77ZM259 47V48H258ZM54 48L56 49V50H54ZM75 48V50H73ZM140 48V49H139ZM178 48V49H177ZM182 48V49H181ZM191 48V49H190ZM196 50H198V51H196ZM240 48V49H239ZM257 48V49H256ZM52 49V50H51ZM139 50V51H137V52H135V50ZM192 49H194V51H196V52H193V50ZM227 49H229V50H227ZM239 49V50H238ZM64 50H65V52H64ZM70 50V51H69ZM73 50V51H72ZM131 50V51H130ZM180 50V51H179ZM232 50V51H231ZM244 50V51H243ZM248 50V51H247ZM262 50V51H261ZM144 51V50H143ZM142 51V52H143ZM146 51H144V52H146ZM228 51V52H227ZM237 51V52H236ZM48 52H50V53H48ZM76 52V51H75ZM192 52H193V54H192ZM248 52V53H247ZM56 53L58 54V55H60L61 53V55L62 56H64L63 58H62V56L60 57V58H62L63 59V61H62V66H60V68L58 67L57 69L55 68V64H56V60L58 61V59H59V57H57L58 55H56ZM48 54H49V56H50V58L49 57H47L48 56ZM53 54V55H52ZM200 54V53H199ZM234 54V55H233ZM260 54V55H259ZM68 55V54H67ZM253 55L255 56V57H253ZM257 55H259V57L257 56ZM56 59L55 60V62H54V58ZM248 56V57H247ZM256 56H257V59H256ZM200 58H203L204 56H199ZM219 60H218V59ZM221 58V59H220ZM66 59V60H65ZM244 59V60H243ZM69 60V61H68ZM201 60H203V59H201ZM260 60H261V62H260ZM222 61V62H221ZM247 61V62H246ZM248 61H250L249 63H248ZM253 61V62H252ZM257 63H256V62ZM227 62V63H226ZM263 62V64H261ZM54 63V64H53ZM78 63V64H77ZM221 63V64H220ZM251 63V64H250ZM256 63V64H255ZM220 64V65H219ZM225 64V65H224ZM249 64V65H248ZM262 65L263 66V68L261 69V66L260 65ZM68 65V66H67ZM230 65V66H229ZM53 66H54V69H53ZM66 66V67H65ZM94 66V67H93ZM229 68H228V67ZM234 66V67H233ZM63 67V68H62ZM93 67V68H92ZM234 68V69H232V68ZM236 67H238V69L236 68ZM205 67H203V69H204ZM58 69H61V70H58ZM63 69V70H62ZM66 71H65V70ZM76 69V70H75ZM96 69V70H95ZM228 69V70H227ZM232 71H230V70ZM236 69H237V71H236ZM52 70V71H51ZM55 70H58V71H55ZM70 70H72V71H70ZM78 70V71H77ZM81 70V71H80ZM205 70H206V68H205ZM236 72V75H234L235 73H234V71ZM258 70V71H257ZM260 70V71H259ZM54 71V72H53ZM71 73H70V72ZM79 74H78V73ZM93 72H94V74H93ZM116 72V71H115ZM114 72V73H115ZM230 72V73H229ZM51 73V74H50ZM62 73H64V75L62 74ZM75 73H77V74H75ZM96 73V74H95ZM226 73H228V76L230 75L231 77H229V78H231V80L233 79V81H231V83L232 84H230V81L229 80H227L228 79V76L226 75ZM233 75H232V74ZM251 73H254V74H252V76H251ZM50 74V75H49ZM58 74H60V75H58ZM66 74V75H65ZM190 74H191V76H190ZM196 74V75H195ZM69 75V76H68ZM93 75V76H92ZM194 75V76H193ZM240 75V76H239ZM242 75V76H241ZM56 76V77H55ZM58 76V77H57ZM60 76H61V78H60ZM64 76V77H63ZM66 76V77H65ZM130 76H134V78H137V76L136 75H134L133 73H131L130 74ZM136 76V77H135ZM192 76H193V78H192ZM232 76H233V78H232ZM80 77V78H79ZM131 77V78H132ZM194 77H195V79H194ZM196 77H197V80H196ZM64 78V79H63ZM134 78H132V79H134ZM199 78V79H198ZM236 78V79H235ZM258 78L260 79V80H258ZM72 79V80H71ZM74 79H75V81H74ZM187 79H189L188 81H187ZM227 81H226V80ZM263 79H264V77H263ZM117 80V79H116ZM170 80V81H169ZM195 80V81H194ZM200 80V81H199ZM256 80V81H255ZM258 80V81H257ZM64 81V82H63ZM74 81V82H73ZM175 81L177 82V83H175ZM179 81H182V85L180 84V82ZM198 81V82H197ZM229 81V82H228ZM236 81V82H235ZM241 83H239V82ZM245 81V84H243V82ZM67 82V83H66ZM160 82V83H159ZM192 82V83H191ZM195 82H197V83H200V85L201 86H203L202 87V89H201V87L199 88V84H198V87H196L197 86V84H196V86H195ZM238 82V83H237ZM255 82V84H253ZM175 83V84H174ZM71 84V85H70ZM139 85L138 87L137 86H135V85ZM171 84H173L174 86H171ZM184 84V85H183ZM246 84H248V86L249 87H247V85ZM65 85V86H64ZM76 85V86H75ZM192 85V86H191ZM239 85H240V87H239ZM243 85H246V86H244V87H247V89H242V88H244L243 87ZM72 86V87H71ZM166 86V87H165ZM191 86V87H190ZM162 87H164L163 89H162ZM168 87H172L173 88V90H172V88H168ZM178 87V88H177ZM242 87V88H241ZM256 87V88H255ZM67 88V89H66ZM131 88V89H130ZM166 88H168V89H166ZM186 88V89H185ZM193 88V89H192ZM204 88V89H203ZM258 88V89H257ZM72 89V90H71ZM93 89V90H92ZM162 89V90H161ZM176 89V90H175ZM185 89V90H184ZM190 89V90H189ZM196 89V90H195ZM200 91H199V90ZM242 89V90H241ZM259 91H257V90ZM62 90V91H61ZM124 90V91H123ZM127 90V91H126ZM167 91V93H166V91ZM186 90H188V91H186ZM52 91H54L53 93H52ZM82 91H83V93H82ZM95 91V92H94ZM98 91H100V92H98ZM123 91V92H122ZM126 91V92H125ZM134 91H136V92H134ZM138 91V92H137ZM194 91V92H193ZM197 91H198V93H197ZM63 92V93H62ZM102 92V93H101ZM130 92H131V94H130ZM249 92V91H248ZM57 93V94H56ZM98 93V94H97ZM129 93V94H128ZM134 95H133V94ZM162 93V94H161ZM167 95H166V94ZM173 93V94H172ZM60 94H62V95H60ZM110 94V95H109ZM120 94H122V95H124L123 97L125 98V99H123V97H121L120 96ZM138 94V95H137ZM59 95V96H58ZM96 95H101V96H103L107 101L106 102H108V104L110 105V107H112V105H113V107L115 108H108L109 107V105H108V107H107V110H106V107L104 108L103 106H105L104 104H106V102L102 105H99L100 103H97V99H96ZM112 95V96H111ZM131 95H132V97H131ZM137 95V96H136ZM53 96V97H52ZM64 96H66V97H64ZM96 96V97H95ZM115 96V97H114ZM129 96H130V99L131 100H129ZM140 96V97H139ZM60 97V98H59ZM93 97H95L94 99H93ZM110 97V98H109ZM111 97H113V98H111ZM137 99V101H136V99ZM139 97V98H138ZM260 97V96H259ZM62 98V99H61ZM85 98V99H84ZM88 99V101H87V99ZM135 99V101L132 103L131 101H132V99ZM260 98H262V97H260ZM93 99V100H92ZM110 99H113L114 101H113V103L114 104H112L111 105V103H110ZM133 99V100H134ZM139 99V100H138ZM66 100H68V102L66 101ZM79 100V101H78ZM85 100V101H84ZM93 101V103L92 102H90V101ZM124 100L126 101L125 103H123L124 102ZM141 100V101H140ZM63 101V102H64ZM80 101H81V103H80ZM95 101V102H94ZM138 101H140L139 102V105L137 106V102ZM263 101V102H262ZM128 102V105L126 104ZM85 104V105H84ZM96 104H98V105H96ZM135 106H133V105ZM208 104H211V102H209ZM262 104V105H261ZM79 105H84V106H82L81 108L83 109V110H81L80 109V107H78L77 108V106H79ZM123 105H127L128 107H123ZM260 105H261V107H260ZM75 106V107H74ZM97 106V109L98 108H100V110H96L99 114H103V113H105V112H111V114L115 117V118H118L119 116H123L124 114H130L131 116H133L130 120H131V123L134 125L133 127V131H134V129L136 130L138 127L141 129H137L138 131H144L143 132V136L142 137H140L141 139V141L143 142L142 144H143V146L141 145V147H140V149L141 148H143L145 151H146V153H145V151H143V149H141L142 151H141V153H137V151L135 150V149H131V148H129V149H125V148H121V149H115V152L113 151L114 150V147L112 146L113 144V141H111V142H107V144H100V143H97V141H96V143L97 144H100V148L99 147H97V146H95V144L96 143H93V144H91V145H87V147L85 146V145H83L82 144V141L85 139V137L86 136H89V135H92V136H94V134L95 133H97V131L99 132L100 130H102V128H101V122L99 123V121L97 122L96 120H94V119H92V118H94L93 116H94V111H91V110H93L92 108L90 109V114H89V112H86V110L87 111H89L88 109H89V107H96ZM98 106H100V107H98ZM217 106V107H216ZM219 106V107H218ZM2 107H3V109H2ZM88 107V108H87ZM234 107V108H233ZM4 108H6V106L4 107L3 105H1L0 106V109L1 110H4ZM75 108V109H74ZM84 108H87V109H84ZM103 108V109H102ZM124 108V109H123ZM238 108V110H236ZM81 111H80V110ZM94 109H96V108H94ZM108 109H109V111H108ZM112 109V110H111ZM101 110H102V113H101ZM111 110V111H110ZM235 110H236V112H235ZM76 111V112H75ZM122 112H125V113H122ZM127 112V113H126ZM215 112V111H214ZM232 112V113H233ZM240 112H242V113H240ZM68 113H70L71 114V119L72 120H70V123L67 125V128H65L64 127V129H63V127H59L58 128V126L56 127L55 125V123H59V124H62V122L65 124V120H66V118L65 117H67V115L66 114H68ZM77 113V114H76ZM93 113V114H92ZM248 115H247V114ZM74 114H76V115H78V116H74ZM120 114V115H119ZM214 114H216V112L214 113ZM65 115V116H64ZM81 115V116H80ZM234 115V116H235ZM72 117H74V118H72ZM89 117V118H88ZM262 117V118H261ZM84 119L85 118V123L83 124V125H81L80 124V122L79 121H81L82 119ZM92 119V120H90V121H88L89 119ZM148 118H150V116H148ZM132 119H134V120H132ZM250 119V120H249ZM49 120H50V122H51V124H52V126L54 127V129H53V127L51 126V124H50V122H49ZM62 120V121H61ZM94 120V121H93ZM254 120V121H253ZM256 120V121H255ZM258 120V121H257ZM259 120H261L262 121V123L259 121ZM55 121V122H54ZM60 121H61V123H60ZM72 121V122H71ZM156 121H159V123H161L162 124V121H160V120H156ZM240 121V122H239ZM253 122V124L256 122V124H254V126H255V128H252V126H253V124H252V126L250 127V123H248V122ZM54 122V123H53ZM91 122V123H90ZM93 122V123H92ZM246 122L249 124V126H245V124H246ZM258 122V123H257ZM260 122V123H259ZM8 122L6 121V120H4V124H7ZM105 123V124H104ZM109 124V122L108 121H106V122H103L102 124V126L103 127H105L104 125H106V129H107V126H108V124ZM3 125V122L1 123L0 122V125ZM91 124V125H90ZM93 124V125H92ZM99 124V125H98ZM137 124V125H136ZM257 124H260V125H258V127L256 126ZM49 125L51 126V127H49ZM135 125H136V127H135ZM64 126V125H63ZM69 126V127H68ZM96 127L95 129H97L96 131H95V129L94 128H92V127ZM110 126V125H109ZM153 127V128H151L150 129V127ZM229 126V127H228ZM237 126L240 128L241 127V130L242 131H240V129H238L237 130ZM245 126V128H243ZM49 129H48V128ZM57 129H56V128ZM143 127V128H142ZM231 127V128H230ZM246 127H247V129L250 127V129L248 130V131H246ZM256 127H257V129H256ZM45 128H44V130H45ZM99 128V129H98ZM213 128H215V127H213ZM217 128H219V129H217ZM8 129V130H7ZM7 129H5V130H2V129H0V141H1V139L3 140V141H1L0 143L2 144H0V154H6V151L4 150V149H6L7 150V148H8V144H9V140H16V139H18V138H20L21 139V141H22V139L24 140V146H22L21 147V150L19 149L18 151H20L21 153H22V155H23V157L25 156V158H22V155L20 156V158H16L14 161L15 162H13V164H15V165H12V166H15V169L16 170H21V169H24V167H27V165L29 164V166L28 167H30V166H32V167H36V164H34V165H30V163H27L26 161H28V156L30 155V153L31 152H35L37 149L36 148H38L37 146H38V144H37V142H38V140H35L36 139V137H35V132H33L34 131V129L35 128H33L32 126H30V128H28V130L30 129H32V131H20V133H19V130H14V129H12V130H14V131H12L11 129H9V128H7ZM50 129H52V130H50ZM67 129H68V131H67ZM94 129V130H93ZM143 129V130H142ZM144 129H147V130H144ZM190 129V130H189ZM200 129V130H199ZM226 129V130H225ZM251 129L253 130V129H255V130H257L256 132H260V134H258L257 133V135L259 136H256L255 134H256V132H255V130H253L254 132H255V134L253 133V131H251ZM63 130V131H62ZM64 130H66V131H64ZM104 130V129H103ZM199 130V131H198ZM230 130H231V132H230ZM237 130V131H236ZM246 131V133L248 134H246L245 135V131ZM17 133H16V132ZM51 131H53V133L51 132ZM73 131H74V133H73ZM138 131H136L137 133H140V132H138ZM153 132V134H155L156 135V139L155 138H153L154 140H152V139H150L149 138V136L151 135V133ZM197 133H196V132ZM202 131V133H200ZM211 131V132H212ZM226 131H228L227 133H228V135H226L227 133H226ZM240 131V132H239ZM4 132V133H3ZM16 134H15V133ZM25 134H24V133ZM30 132H32V133H30ZM63 132V134L64 135H62L61 133ZM66 132V133H65ZM69 132H72L71 134L68 133ZM145 132L148 134L149 132H150V135H145ZM199 132V133H198ZM207 132V131H206ZM219 132H221V133H219ZM234 132V133H233ZM241 132H243V133H241ZM28 133H29V135L31 136V138L32 139H34V140H31V143L30 144H27V142H26V140H27V137H28ZM47 133V134H46ZM205 135H204V134ZM231 133H233L232 135H231ZM236 133L238 134V133H241V134H238L239 135V137L241 136V138L239 139V140H237L239 137H237L236 136ZM6 134H8V136L6 135ZM11 134V135H10ZM12 134H13V136L14 137H12ZM19 134H21V135H19ZM49 134V135H48ZM198 134H200V135H198ZM213 134V135H212ZM220 134H221V137H220ZM229 134L231 135L230 137H229ZM249 134H250V136H249ZM3 135V136H2ZM6 137H5V136ZM46 135H48V136H46ZM51 135H52V137H51ZM65 135H69V137L67 138V136H65ZM70 135H71V139L73 140H71L70 139ZM74 135V136H73ZM155 135H154V137H155ZM196 135H197V137H196ZM204 135V136H203ZM253 135H254V137H253ZM3 138H2V137ZM20 136H23L22 138L20 137ZM24 136H26V138H24ZM43 136V135H42ZM76 136H77V138H76ZM200 136V137H199ZM202 136H203V138H202ZM207 136H209L211 139H209V138H207ZM214 136H216V137H214ZM225 136V137H224ZM235 136V140L237 141V142H235V140L233 141V139H232V137H234ZM246 136V138L245 139H247V141H245V139H244V137ZM250 137V138H248V137ZM10 137H11V139H10ZM64 137H66L65 139H64ZM132 137V136H131ZM129 138V140H131V142H132V140H133V142L134 143H136V136L135 137H133V138ZM146 137V138H145ZM151 137V136H150ZM213 137H214V139H213ZM220 137V139H217V138H219ZM243 137V138H242ZM252 137V138H251ZM5 138V139H4ZM9 138V139H8ZM48 138H49V141H48ZM62 138V139H61ZM74 138V139H73ZM127 138L128 137H123V138H120V139H118V141H120V143L122 142V144H125V146H127V147H129L128 145H134V143L132 142H129L128 140H127ZM134 138H135V140H134ZM150 139V141L149 140H147V139ZM152 138V137H151ZM163 138V139H162ZM216 138V139H215ZM229 138H230V140H231V143L233 144H231L230 143V140H229ZM237 138V139H236ZM255 138V139H254ZM256 138L258 139V140H256ZM260 138H261V140H260ZM19 139V140H20ZM124 139V140H123ZM159 139H160V141H159ZM193 139V140H192ZM200 139H201V143H200ZM205 141H204V140ZM227 140V144H226V140ZM248 139H251V140H248ZM254 139V140H253ZM264 139V138H263ZM4 140H7V142H5ZM54 143H52L51 141ZM67 140V141H66ZM126 140L128 141L127 143H126ZM146 140L149 142V144H148V142H146ZM165 140V141H164ZM191 140H192V143L194 144H192L191 143ZM216 140H217V143H216ZM220 140L222 141V142H220ZM260 140V141H259ZM9 141V142H8ZM66 141V142H65ZM70 141V142H69ZM145 141V142H144ZM194 141V142H193ZM224 141V142H223ZM233 141V142H232ZM239 141H241V145H240V143L238 144V142ZM256 141H258V142H261V144L260 143H258V145H260V146H258L257 144H256ZM3 142V143H2ZM34 142V143H33ZM36 142V143H35ZM153 142L155 143V144H153ZM158 142V143H157ZM162 144H161V143ZM191 144H189V143ZM196 142V143H195ZM197 142H198V144H197ZM207 142V143H206ZM229 142V143H228ZM243 142V143H242ZM245 142V143H244ZM248 142V143H247ZM250 142V143H249ZM253 142V143H252ZM8 143V144H7ZM26 143V144H25ZM47 143H49V144H47ZM51 143V144H50ZM65 143V144H64ZM108 143H109V145H108ZM139 143L141 144V142L139 141ZM144 143H146V145L144 144ZM157 143V144H156ZM163 143H165L167 146H170V147H166L165 146V144H164V147L163 146H161V145H163ZM187 143V144H186ZM204 143V144H203ZM205 143H206V145H205ZM235 143V144H234ZM69 144V145H68ZM110 144H112V145H110ZM197 144V145H196ZM226 144V145H225ZM231 146H230V145ZM244 144V145H243ZM245 144L248 146L247 148L245 147ZM255 145L256 146V148L254 147H252V145ZM47 145H49V146H47ZM55 145V146H54ZM82 145V146H81ZM106 145L107 146H110V148L109 147H107V148H109V151H108V149H106ZM202 145V146H201ZM204 145H205V147H204ZM213 145H214V147H213ZM218 147V148H221V149H218L216 146ZM224 145V146H223ZM238 145V146H237ZM243 145V146H242ZM81 146V147H80ZM83 146H85L84 148H83ZM103 146V147H102ZM146 146V147H145ZM148 146V147H147ZM155 146V147H154ZM172 146H173V148H172ZM176 148H175V147ZM191 146V147H190ZM201 146V148H199ZM225 146H226V148H225ZM249 146H251V148H249ZM264 146V145H263ZM1 147H3V149L1 148ZM5 147V148H4ZM36 147V148H35ZM51 147H52V149H51ZM56 147H57V150H56ZM78 147V148H77ZM90 149H89V148ZM94 147L98 150V149H101V148H103L104 149V151L103 152H105V153H103V154H98V155H100V157L99 156H97V157H99V160L101 161V157H103V159H102V161L101 162H103V160L105 161V162H107V160H110V159H112V161H113V163L115 164V165H121V164H123L124 165V170H123V172H121V174H119V173H113V171L111 170V168L109 169L110 170V172H108V167H106V168H104L103 169V175L101 174V178L99 179V181L97 182V184L95 185V184H92V185H94V186H92L91 184V186H89V182L87 183V182H85L84 184H83V180H81L82 181V187H81V182L79 183V180H80V178H79V180H77L76 179V177H74V176H72V175H70L69 173H67V172H65L64 170H63V167L60 165L61 163V159L62 160H64V164L66 165V167L68 166V168H71V167H73L74 165H77V166H79V165H82V167H84V168H86L84 165H86L87 167H88V165H87V163L88 164H90L89 162H90V159L91 158H89V159H87L88 157H86V155L87 156H89V154H90V152L91 151H93L94 150ZM111 147H113L112 149L113 150H111L110 151V149H111ZM158 147V148H157ZM160 147H163V149L165 150V147H166V150L167 151H164V150H161L160 149ZM193 147V148H192ZM231 148V150H229L230 148ZM239 147V148H238ZM243 147H245V148H243ZM151 148V149H150ZM169 148H171V149H173V150H171L170 151V149ZM182 148V149H181ZM195 148V149H194ZM197 148H199V149H197ZM204 148V149H203ZM206 148L208 149V150H206ZM226 150H225V149ZM229 148V149H228ZM237 148V149H236ZM24 149H26V150H24ZM54 149V150H53ZM77 149V151H75ZM85 149V150H84ZM125 149V150H124ZM140 149L138 150V152H140ZM154 149V150H153ZM159 149H160V151H159ZM176 149V150H175ZM180 149H181V151H180ZM184 149V150H183ZM216 149V150H215ZM217 149H218V151H217ZM224 149V150H223ZM227 149H228V151H227ZM236 151H235V150ZM245 149H248V151L249 152H247V150H245ZM250 149V150H249ZM255 149H260V151L258 152V150H255ZM22 150L24 151V152H22ZM56 150V151H55ZM74 150V151H73ZM80 150V151H79ZM129 150V151H128ZM134 150H135V153H137V154H134ZM197 150V151H196ZM223 152H222V151ZM243 150V152H240V151H242ZM254 150V151H253ZM2 151V152H1ZM88 151H90L89 152V154H88ZM116 151H118V152H116ZM121 151H124V152H121ZM127 151H128V153H127ZM132 151V154H134L133 156H132V154L130 153ZM169 151V152H168ZM174 151V152H173ZM175 151L176 152H178L179 151V153L180 154H176L175 153ZM182 151H184V152H182ZM199 151H200V153H199ZM205 151V152H204ZM221 151V152H220ZM233 151V153H228V152H232ZM252 153H251V152ZM256 151V152H255ZM20 152H18V155H20L21 153ZM54 152H56V154L54 153ZM61 152V153H60ZM68 152H70V153H68ZM100 152V151H99ZM126 152V153H125ZM158 152V153H157ZM160 152V153H159ZM173 152V153H172ZM207 152V153H206ZM219 152V153H218ZM237 154H236V153ZM256 154H255V153ZM262 152H263V150H262ZM20 153V154H19ZM49 153V154H48ZM50 153H51V155H50ZM75 153V154H74ZM80 153V154H79ZM82 153V154H81ZM121 153V154H120ZM143 153H144V155H143ZM172 153V154H171ZM186 153H187V155H186ZM197 153V154H196ZM203 153V154H202ZM226 153V154H225ZM261 153V154H260ZM25 154H27L28 156H26ZM127 154V155H126ZM139 154V155H138ZM146 154V155H145ZM173 154H174V156H173ZM176 154V155H175ZM233 154V155H232ZM254 154V155H253ZM54 157H53V156ZM68 155V156H67ZM74 155H75V157H74ZM76 155H77V157H76ZM102 155V156H101ZM105 155H106V157H105ZM117 155H119V157L117 156ZM131 157L132 156V158H130L129 156ZM138 156V158H139V156H140V158L139 159H143V161H145V160H147L148 161V165H147V167H142L143 165H140V164H138L137 162H134L132 159H133V157L134 156ZM160 156V158H158L159 156ZM239 155V156H238ZM246 155V156H245ZM259 155H260V157H259ZM49 156V157H48ZM73 156V157H72ZM80 158H79V157ZM115 156V157H114ZM117 156V157H116ZM243 157V160H242V157ZM65 157V158H64ZM105 157V158H104ZM141 157H143V158H141ZM162 157V158H161ZM163 157H164V159H163ZM178 157H181L180 158V160L181 161H179V160H177L178 159ZM231 157V158H230ZM246 157V158H245ZM121 158V159H120ZM235 160H234V159ZM250 160H248V159ZM263 158V159H262ZM20 159V160H19ZM27 159V160H26ZM76 159V160H75ZM120 159V160H119ZM124 159V160H123ZM159 159H160V162H159ZM165 159H166V161H165ZM183 159L184 160H186V161H183ZM232 159V160H231ZM254 159H255V161H254ZM123 160V161H122ZM126 160V161H125ZM190 160V161H189ZM251 160L254 162H252L251 163ZM20 161H22V163L20 162ZM24 161L27 163H24ZM77 161H79V162H77ZM95 161V160H94ZM117 161V162H116ZM131 161V162H130ZM161 161H163V163H165V164H162V165H164V166H162V165H160L161 164ZM168 161H170V162H168ZM188 161V162H187ZM233 161V162H232ZM243 161V162H242ZM246 161V162H245ZM77 162V163H76ZM123 162V163H122ZM167 162V163H166ZM213 162V163H212ZM248 162V163H247ZM250 162V163H249ZM260 162H261V164H260ZM26 165V166H24V164ZM80 163V164H79ZM93 163V164H92ZM92 166H94V162L92 161ZM131 163V164H130ZM136 163V164H135ZM172 165H171V164ZM192 163V164H191ZM203 163V164H202ZM208 163V164H207ZM235 165H233V164ZM245 163H247V164H245ZM18 164V165H17ZM23 164V165H22ZM79 164V165H78ZM158 164H159V167L161 166V167H163L165 170H158ZM202 164V165H201ZM238 164V165H237ZM245 164V165H244ZM140 165V166H139ZM171 166V168H170V166ZM176 165V166H175ZM259 165V167H258V169H257V166ZM17 166V167H16ZM23 166V167H22ZM175 166V167H174ZM179 166H181V167H179ZM192 166H194V168L192 167ZM208 166V167H207ZM239 166V167H238ZM241 166H243L242 168H241ZM261 166V167H260ZM21 167V169H19ZM197 167V168H196ZM218 167V168H217ZM223 167V168H222ZM234 167V168H233ZM236 167H237V169H236ZM136 168H138V169H136ZM209 168H211V171H210V169ZM212 168H214V169H212ZM241 168V169H240ZM58 169V170H57ZM61 169L63 170V171H61ZM196 169V170H195ZM222 169H224L223 171H221ZM235 169L237 170L236 172V174H235ZM25 170V169H24ZM214 170H216L215 171V173H213L214 172ZM220 170V171H219ZM241 170V171H240ZM126 171V172H125ZM201 171V172H200ZM204 171V172H203ZM217 171H219V172H217ZM226 173H225V172ZM234 171V172H233ZM256 171V172H255ZM210 172V173H209ZM230 174H229V173ZM55 175H54V174ZM132 175H131V174ZM224 173V174H223ZM228 173V174H227ZM257 175H256V174ZM261 173V174H260ZM106 174H107V176H106ZM127 174V175H126ZM137 174V175H136ZM149 174V175H148ZM203 174V175H202ZM259 174V175H258ZM64 175V176H63ZM113 175V176H112ZM147 175H148V177H147ZM154 175V176H153ZM189 175V176H188ZM202 175V176H201ZM210 175H211V177H210ZM212 175H215L216 176V178H215V176H212ZM227 176V178H226V176ZM235 175H236V177H235ZM240 174H238V176H239ZM46 176V177H45ZM55 176V177H54ZM60 176V177H59ZM65 176H66V178H65ZM70 176V177H69ZM110 176V177H109ZM141 176V177H140ZM143 176V177H142ZM150 176H151V178H150ZM209 176V177H208ZM223 176H225V177H223ZM58 177V178H57ZM133 177V178H132ZM135 177V178H134ZM156 177V178H155ZM164 177V178H163ZM178 177V178H177ZM38 178V179H37ZM54 178V179H53ZM78 178V177H77ZM114 178V179H113ZM117 178H118V180H117ZM126 178V179H125ZM204 178V179H203ZM235 178H236V180H235ZM51 179V180H50ZM62 179V180H61ZM63 179L65 180V181H63ZM151 179V180H150ZM160 179V180H159ZM163 179H164V181H163ZM176 179V180H175ZM179 179H180V181H179ZM191 179H193V181L191 180ZM198 179V180H197ZM59 180V181H58ZM73 180V181H72ZM128 180H130V182L128 181ZM134 180V181H133ZM137 182H136V181ZM187 180V181H186ZM213 180H215V181H213ZM219 180L217 181L218 183H220L219 182ZM246 181V183L247 184H245V186L242 184V185H240V184H236L235 182V184L233 185V190H237V189H241V188H250V187H252L251 185H252V183H250L249 185H248V182L249 181ZM78 181V182H77ZM125 181V182H124ZM168 181V182H167ZM170 181V182H169ZM175 181V182H174ZM190 181V182H189ZM221 181V182H222ZM233 181H230L229 183H231V182H233ZM56 182H58V183H56ZM61 182H63V183H61ZM65 182V183H64ZM70 182H74V183H70ZM172 182V183H171ZM173 182H174V184H173ZM180 182V183H179ZM195 182V183H194ZM60 183H61V185H60ZM67 183V184H66ZM70 183V184H69ZM79 183V184H78ZM128 183V184H127ZM182 183V184H181ZM190 183V184H189ZM64 184V185H63ZM73 184V185H72ZM169 184V185H168ZM181 184V185H180ZM233 184V183H232ZM67 185V186H66ZM69 185V186H68ZM78 185H80V187L78 186ZM85 185V186H84ZM103 185V187H101ZM179 187H178V186ZM139 186V187H138ZM185 186V187H184ZM68 187H72V188H82V190H83V188H84V191H83V193H82V195L81 196H76V195H74L73 194V191H71L70 190V188H68ZM92 187V188H91ZM105 187V188H104ZM125 187V188H124ZM153 187V188H152ZM175 187V188H174ZM68 188V189H67ZM95 188H97L95 191H94V189ZM99 188V189H98ZM101 188V189H100ZM123 188H124V190H123ZM149 188H151L152 190H150ZM205 187H203L202 185H200V187H199V185L196 187V189H199V190H202V189H204ZM91 189V190H90ZM103 189V190H102ZM120 189V190H119ZM170 189V190H169ZM49 190V191H48ZM97 190H101L100 192L102 193H99L98 192V196L95 194V193H97ZM123 190V191H122ZM146 191V192H148V190H150L149 191V193L150 192H159V191H161L160 192V195H158V197L157 198H146V196H143V195H139L138 194V192H144V191ZM206 190L208 191V195H207V198L208 199H206L208 202H206V200L205 199H203V200H198L197 198L196 199H194V198H190L189 200H187V202H186V208H188V210H193V211H195V209H196V211L197 212H200L201 210H202V208L204 209V210H206L207 208H209V207H211V205H212V203H211V197H212V195L210 194V192H213L214 191V189L212 188V187H208V188H206ZM212 190V191H211ZM51 192V193H50ZM62 192V193H61ZM69 192V193H68ZM164 192V193H163ZM59 194V195H57V194ZM137 193V194H136ZM49 194V195H48ZM60 194H62V195H60ZM104 194V195H103ZM124 194V195H123ZM132 194L134 195V196H132ZM150 194H152V193H150ZM162 194H165V195H163L162 196ZM48 195V196H47ZM53 195V196H52ZM58 197V198H56V196ZM63 195H65L64 197H63ZM67 195V196H66ZM210 195V196H209ZM52 196V197H51ZM136 196V197H135ZM137 196H139V197H137ZM159 196H161V197H159ZM47 197V198H46ZM67 197V198H66ZM99 197V198H98ZM50 198V199H49ZM53 198H54V200H53ZM62 200H60V199ZM109 198H110V200H109ZM118 198V199H117ZM210 198V199H209ZM45 199H46V201H47V203L45 202ZM64 199V200H63ZM74 201V202H72V201ZM112 200V201H111ZM119 200V201H118ZM151 200V201H150ZM49 201V202H48ZM53 201V202H52ZM64 201H66V202H64ZM71 201V202H70ZM112 203H111V202ZM115 201H118V202H115ZM144 201V202H143ZM203 201H205V202H203ZM39 202V203H40ZM110 202V204H107V203H109ZM115 202V203H114ZM201 202V203H200ZM46 203V204H45ZM53 203H54V205H53ZM56 203V204H55ZM63 203H65V204H63ZM200 203V204H199ZM60 204V205H59ZM62 204V205H61ZM194 204V205H193ZM202 204V205H201ZM52 207V205L54 206V207H50V206ZM193 205V206H192ZM150 206H151V208H150ZM189 206V207H188ZM204 206V207H203ZM140 207H141V209L143 210H141L140 209ZM149 207V208H148ZM261 209L260 210H256L255 209V211L253 212L255 215H264V201H263V203L261 204ZM49 208H51V209H49ZM73 208L75 209V210H73ZM87 208V209H86ZM47 209V210H46ZM65 209V210H64ZM69 209V210H68ZM95 209V210H94ZM145 210V211H144ZM204 210H202V211H204ZM263 210V211H262ZM64 211V212H63ZM108 211V212H107ZM201 211V212H202ZM63 212V213H62ZM141 212V213H140ZM256 212V213H255ZM70 213V214H69ZM71 214H73V215H71ZM75 214V215H74ZM116 218H118V219H116ZM121 218V219H120ZM129 218V219H128ZM162 217H158V221H162ZM117 220V221H116ZM128 220V221H127ZM132 221V222H131ZM128 223V224H127ZM138 223H139V225H138ZM52 225V226H51ZM138 225V226H137ZM136 227H137V229H136ZM49 232V233H48ZM113 234H112V233ZM130 232V233H129ZM119 235H118V234ZM123 233H125V234H123ZM129 233V234H128ZM112 235V236H111ZM118 235V236H117ZM124 235V236H123ZM126 235V236H125ZM110 236V237H109ZM113 236H114V238H113ZM108 237V238H107ZM117 237V238H116ZM123 237V238H122ZM84 238V239H83ZM111 238V239H110ZM116 238V239H115ZM127 239V240H126ZM84 240V241H83ZM89 243H88V242ZM100 241V242H99ZM106 241H107V243H106ZM126 241H128V242H130L131 243V245H130V243H128V242H126ZM99 242V243H98ZM126 242V243H125ZM88 243V244H87ZM101 243V244H100ZM121 244V245H119V247H117L118 246V244ZM122 243H123V245H122ZM128 243V244H127ZM91 244H92V246H91ZM105 246H104V245ZM116 244V245H115ZM124 244L126 245V246H124ZM81 245V246H80ZM95 245H98L99 247H100V245H101V247L100 248H98V246L96 247ZM114 245H115V247H114ZM129 245H130V247H129ZM123 246V247H122ZM43 247V248H42ZM85 249H84V248ZM94 249H93V248ZM98 248V250L96 249V248ZM106 247V248H105ZM83 248V249H82ZM104 248V249H103ZM80 249H81V251L85 254V257L83 256V255H81L80 253H79V251H80ZM97 251H96V250ZM100 249H102V250H100ZM131 249H133V248H131ZM37 250V251H36ZM89 250H91V251H96V254L94 255V251L92 252V253H90L91 251H89ZM31 251H32V253H31ZM40 251H41V253H40ZM80 251V252H81ZM98 251H99V254H98ZM100 251H101V253H100ZM82 256H80L79 254ZM32 255V256H31ZM37 257H36V256ZM39 255V256H38ZM93 255V256H92ZM96 255H98V256H96ZM117 255V256H116ZM77 257H80V258H77ZM95 257V258H94ZM34 259H37V260H34ZM78 259V260H77ZM118 259V260H117ZM120 262V263H117V262ZM39 262V263H38ZM87 262V263H86ZM102 262V263H101ZM34 264V263H33Z\"/></svg>",
	"mask_w": 264,
	"mask_h": 264
}]
</instances>
